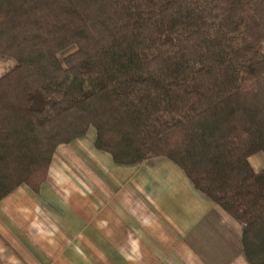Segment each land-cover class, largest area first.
<instances>
[{
	"label": "trees",
	"instance_id": "obj_1",
	"mask_svg": "<svg viewBox=\"0 0 264 264\" xmlns=\"http://www.w3.org/2000/svg\"><path fill=\"white\" fill-rule=\"evenodd\" d=\"M0 55V200L93 126L118 164L177 163L264 264V0H0Z\"/></svg>",
	"mask_w": 264,
	"mask_h": 264
},
{
	"label": "crops",
	"instance_id": "obj_2",
	"mask_svg": "<svg viewBox=\"0 0 264 264\" xmlns=\"http://www.w3.org/2000/svg\"><path fill=\"white\" fill-rule=\"evenodd\" d=\"M95 140L59 145L38 192L0 200V264H250L240 224L177 163L118 164Z\"/></svg>",
	"mask_w": 264,
	"mask_h": 264
},
{
	"label": "rangeland",
	"instance_id": "obj_3",
	"mask_svg": "<svg viewBox=\"0 0 264 264\" xmlns=\"http://www.w3.org/2000/svg\"><path fill=\"white\" fill-rule=\"evenodd\" d=\"M75 48H70L69 50H67V51H65V52H63V53H61L60 55H59V57H60V59H63L64 58V56L67 54V53H69V52H71V51H73ZM0 59H1V65H0V76L2 75V74H4L11 66H13L14 65V63H15V61L12 59V58H8V57H4V56H1L0 55Z\"/></svg>",
	"mask_w": 264,
	"mask_h": 264
}]
</instances>
